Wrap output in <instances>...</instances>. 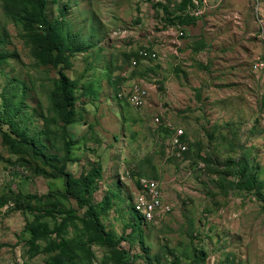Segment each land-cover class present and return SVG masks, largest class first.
<instances>
[{
    "label": "rangeland",
    "instance_id": "1",
    "mask_svg": "<svg viewBox=\"0 0 264 264\" xmlns=\"http://www.w3.org/2000/svg\"><path fill=\"white\" fill-rule=\"evenodd\" d=\"M34 3L0 0V264H117L82 222L86 202L130 264H264V70L253 69L264 41L251 0H46L57 65ZM144 45L162 58L133 66ZM62 74L75 83L67 133L53 107ZM141 79L156 91L135 109L117 93ZM167 124L187 153L167 149ZM141 177L171 207L157 227L139 229L132 211ZM54 242L66 250L49 252Z\"/></svg>",
    "mask_w": 264,
    "mask_h": 264
},
{
    "label": "built area",
    "instance_id": "2",
    "mask_svg": "<svg viewBox=\"0 0 264 264\" xmlns=\"http://www.w3.org/2000/svg\"><path fill=\"white\" fill-rule=\"evenodd\" d=\"M196 2V1H195ZM252 17L258 39L264 41V4L260 0H251ZM121 32V31H119ZM120 34V33H119ZM122 35H127V31H122ZM175 36H183L184 31L178 28L174 31ZM162 58V53L155 47L144 45L137 50L136 57L132 58V65L136 66L140 60H156ZM255 72L264 70V59H259L253 65ZM156 91V86L152 87L145 80H136L133 83L123 86L117 93L119 99L125 100L135 109H142L147 106L151 99V92ZM161 116L155 117V123H161ZM167 128V149L172 154L181 155L187 152L188 142L186 133L180 127L166 125ZM134 212L141 217L144 227H157L163 218L171 211V207L165 203L163 193L158 181L146 177L139 178L137 192L133 201Z\"/></svg>",
    "mask_w": 264,
    "mask_h": 264
},
{
    "label": "trees",
    "instance_id": "3",
    "mask_svg": "<svg viewBox=\"0 0 264 264\" xmlns=\"http://www.w3.org/2000/svg\"><path fill=\"white\" fill-rule=\"evenodd\" d=\"M45 1L46 0H35V3L33 5H36L37 7V17L39 19V22L47 28V36H42V39L45 41V50H43L54 62L55 65L59 64L61 62L60 56L58 54H55V51L60 52L61 44H62V38L59 36V32H57V29L59 28V20L53 21L49 23L44 15V7H45ZM21 14H17L16 16L23 19L26 23H30L31 21L23 16H20ZM30 24L28 25V28H30ZM64 50L67 51V54L71 55L75 53L76 51H81L78 47H76L74 44L66 43L64 45ZM74 81L70 80L67 76L64 74L61 75L60 80L57 83L55 92L53 93V107L58 115L60 121L63 123V131L67 133V125L72 123V121L75 118V109L73 107L74 103V97H73V88H74ZM4 140L7 139L6 132L3 133ZM74 144V141L71 139L67 140L66 143V152L67 154H70L71 149L70 146ZM188 152V150H187ZM185 152V153H187ZM184 153V154H185ZM101 169L94 170L84 181L86 183L91 182V184H94L97 179L101 177ZM65 185L67 188V193L69 194V188H70V182L68 180L69 175H65ZM79 189L81 192L85 187ZM74 200H76L79 204H81V199L79 195H75ZM264 202V196L260 198ZM81 207L87 208L86 218L87 220H83L82 222L86 224L88 227H90L91 232L95 234L98 237H102L104 240L105 245L112 249L114 255L117 258V264H130V259H127V253L124 251H121L119 249H116L115 246H113V236L107 233L100 222V218L98 214L95 212V209L93 205L90 202L82 203ZM132 211L135 215H137L134 212L133 206ZM138 221L140 222L141 226H139V229H145L143 228L142 219L140 216L137 215ZM138 225V224H137ZM39 238L37 233H34L32 236V244L35 243V241ZM122 240H125L122 238ZM66 250L65 245L57 244L56 242L52 243L49 248V252L53 253L54 251H60L64 252ZM58 257L56 256L55 260L57 261Z\"/></svg>",
    "mask_w": 264,
    "mask_h": 264
}]
</instances>
